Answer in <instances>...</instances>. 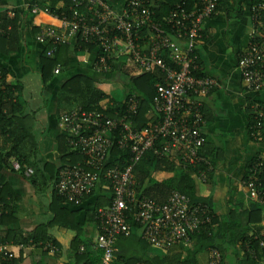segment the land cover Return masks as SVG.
I'll return each mask as SVG.
<instances>
[{
	"label": "built area",
	"instance_id": "2783aa9c",
	"mask_svg": "<svg viewBox=\"0 0 264 264\" xmlns=\"http://www.w3.org/2000/svg\"><path fill=\"white\" fill-rule=\"evenodd\" d=\"M244 1L250 6L254 34L246 51L239 56L237 67L245 90L257 93L264 90V0ZM220 2L202 0V8L192 11L177 5L166 18L167 26L176 31L172 36L154 21L156 0H126L122 11L107 0H73L71 16L63 18L58 27L45 26L35 35L37 42L49 46L48 57L76 38L96 46L98 55L93 70L100 75L110 74L117 57H130L143 73L157 68L164 75L163 82L156 84L154 111L158 118L146 128L135 125L141 106V99L135 94L128 96L124 106L112 105L114 118L106 111H87L81 106L60 116L68 146L82 161L59 170L55 191L70 204H81L99 188L109 192L110 205L97 210L96 226L91 234V242L102 252L100 264H114L117 244L132 235L133 225L138 226L141 240L167 253L176 247H190L192 237L200 234L203 226L214 218L209 205L194 204L179 191H173L164 202L140 194L134 168L152 152L161 158H175L180 168L196 172L194 177L202 182H207L214 171L212 159L204 151L203 100L220 84L210 76L196 74L202 72L198 45L203 38L204 23L218 13ZM47 7L42 9L31 2L28 5L33 17L44 12L59 20ZM146 28L149 47L144 50L141 41ZM6 33L0 21V36ZM167 55L176 67L167 63ZM60 71L58 66L55 73ZM251 114L255 124L249 130L253 141L260 143L264 103L254 102ZM115 145L130 151L131 165L124 167L118 161L109 164ZM11 165L14 171H22L17 160H11ZM33 174L31 167L25 168V177ZM263 175L264 154H258L241 182L248 197L258 203L264 202ZM252 237L259 242V252L248 243L245 248L240 245V254L264 264V238L258 234ZM41 248L51 255L59 253V248L52 243L41 244ZM84 251L80 247V253ZM208 256V264H223L219 250L211 249ZM13 257L8 246L0 245V264L12 261Z\"/></svg>",
	"mask_w": 264,
	"mask_h": 264
},
{
	"label": "crops",
	"instance_id": "0c3cea01",
	"mask_svg": "<svg viewBox=\"0 0 264 264\" xmlns=\"http://www.w3.org/2000/svg\"><path fill=\"white\" fill-rule=\"evenodd\" d=\"M107 1L116 10L122 11L126 0ZM29 3L30 0H0V12H6L8 16L15 11L23 13L20 47L8 55L0 53V69L8 71L9 84L22 87L14 97L22 105L23 114L33 119L34 141L30 143L28 152L35 151V158L32 161L39 167L27 166L37 173L33 182L22 172L1 168L0 162V173L4 174L6 182L15 195L8 200L9 210H12L16 219L12 228L23 235H34L40 227L46 226L54 218L50 209L54 194L53 183L48 178L44 164L48 162L58 167L61 165L62 155L59 153L58 140L63 135V130L59 121L60 116L81 106L78 104L80 101H74L75 98L63 95L64 86L76 77L91 79L96 87L112 97L113 102L109 105L103 104V108L107 110L106 107H112L113 104H117L116 102L125 100L124 85L128 78L143 74L130 57L114 59V65L108 75L96 73L93 70V63L98 55V48L82 47L81 40L76 38L59 49L61 71L55 73L54 70L52 79L44 84L41 58L48 45L36 41L34 33L36 21L28 11ZM64 5L63 0L56 1L58 8ZM45 26L50 25H43L42 28ZM204 30L205 38L198 45L201 70L205 75L216 79L220 87L203 100L206 120L204 151L211 157L214 171L209 174L207 182L196 178L197 194L200 198L211 201L212 209L217 216L228 218L230 213L238 209V205L243 214L252 212V205L256 201L248 197L241 182L246 177L256 155L264 154V142L256 143L250 136L247 112L250 102H264V90L257 93L247 92L242 83V74L237 67L239 56L246 51L254 34L249 4L244 0H223L218 13L204 23ZM142 47L147 50L149 41L145 40ZM112 82L118 84L120 91L108 90ZM146 118L150 122L156 120L157 113L154 108ZM116 161L117 158L111 154L108 159L109 164L113 165L112 163ZM174 175V172H156L152 178L157 182H164ZM108 193L107 190L99 188L93 197L84 200L81 204L63 202L60 205L70 212H78L76 222L83 228L80 247L85 248L84 252L87 249L86 244L90 245L88 252L91 250L97 252L95 245L90 242L92 231L96 226L90 212L95 208L98 198L101 195L109 197ZM256 203L259 212L254 214L259 217L258 213H260L261 220L256 223L257 225H250L251 233L257 232L264 237V203ZM242 220L248 225V216L243 217ZM215 229H218V225H215ZM48 232L52 240L57 242L58 254L51 255L44 252L41 248L42 242L25 246L24 249L20 247L21 245L10 244L6 246L13 252L11 264H78L79 254L72 246L76 232L61 227L50 228ZM137 235L140 237L139 230ZM182 252L181 247L170 251L171 254ZM168 253L153 248L149 251L151 257L165 256ZM198 261L199 264H208V253H201Z\"/></svg>",
	"mask_w": 264,
	"mask_h": 264
},
{
	"label": "trees",
	"instance_id": "16d2710c",
	"mask_svg": "<svg viewBox=\"0 0 264 264\" xmlns=\"http://www.w3.org/2000/svg\"><path fill=\"white\" fill-rule=\"evenodd\" d=\"M56 1L57 0H30L32 5L39 4L42 9L48 6L47 8L50 9L51 14L58 16L59 19L53 20L44 12L34 16L33 18L36 21V27L34 28L35 35L39 33L43 25L58 27L63 18L71 16L73 0H63L65 5L61 8L56 6ZM222 1L223 0H221V2ZM156 3L158 7L154 10V21L161 24L164 31L172 36H175L176 31L171 30V27L167 26L166 18L177 5H184L188 11H192L195 8L201 9L203 6L202 0H156ZM28 11L30 13V10ZM22 18L23 13L17 11L14 12V16L12 17L8 16L6 12H0L1 27L7 30L4 36H0L1 54L8 55L11 51H17L19 49ZM202 35L203 38L200 40V43L205 38V30H202ZM142 37L143 40L141 44L143 45L145 40L149 41L147 28L143 30ZM80 45H82V47H88L89 49L92 48L90 46H93L87 45L81 41ZM61 47L62 46L57 48L53 57H48L46 55L49 48L48 46L41 58L43 65L42 80L44 84H47L52 79L53 71L61 64L58 54ZM166 61L170 66L176 67L169 59L168 55L166 56ZM113 65L114 62H112V66ZM8 75L7 70L0 69V162L2 164L1 168H6V170H8L13 169L11 160H17L21 165V172L24 175L25 168L28 165L32 168H39L38 165L32 161V159L35 158V151L28 152L30 143L34 141L32 135L34 125L32 117L23 114L22 105L14 97L16 93L22 90V87L9 84L7 82ZM196 76L201 77L206 75L200 71ZM163 78V73L155 68L148 73H143L133 78L129 77L124 85L126 94L125 100L128 96L134 94L141 99L139 114L135 119V125L140 129L146 128L151 124L146 116L154 108V100L157 97L156 84L162 83ZM62 92L63 95L68 98L73 97L75 98L74 101H80L78 104H81L87 111H106L111 117H115L112 107H106L107 110L103 108L104 103L109 105L113 102L112 97L103 92L99 87H96L91 79L76 77L64 86ZM125 100L116 103L124 106L123 103ZM254 102L259 101L250 102L247 109L250 122L249 128L255 124V119L251 114ZM251 133L252 131H250V136L253 139ZM262 139L263 141L261 142H264V130ZM58 142L59 153L62 155L61 165L58 167L48 162L44 164V168L48 172V178L53 183L54 194L50 209L54 218L46 226L40 227L34 235H23L19 231L13 230L12 226L15 225L16 219L13 217L12 210H9L8 200L15 197V195L6 182L4 174L0 173V245L14 244L32 246L42 242L41 244L52 243L56 246L57 242L52 240L48 230L54 227H61L76 232V237L72 242V246L78 251V264H100L102 259V252L100 250L97 249V252H93L92 250L88 252L87 250H89L90 245L86 244V252L80 253V244L82 243L80 237L83 234V228L76 222L78 212H70L60 207L65 201L54 189L58 172L62 167L78 164L82 161V158L70 149L65 133L59 137ZM111 154L117 158L120 165L124 167L131 165L132 156L129 150H121L115 145ZM177 166H179V162L175 158H161L155 156L152 152H148L142 161L134 168L137 191L159 202L166 201L172 191H179L187 195L194 204L204 203L209 205L213 212V220L211 223L203 226L200 234L192 237V245L190 247H181L184 253L171 254L169 252L165 256L155 257L149 255L151 247L141 240L137 235L138 226L133 225L132 235L129 238L119 240L117 244L118 252L116 253L114 264H199V255L203 252L208 253L211 249L220 251L223 257V264H258L249 256L240 254V245L245 248L248 243L259 252V242L253 239L252 234H261L257 232L251 233L252 226H250L251 224L257 225L256 223L261 220L260 213H258L259 217L254 214V212H259L258 204L255 202L256 205H252V212L245 214L240 212L241 207L238 205V209L230 213L228 218H221L214 213L210 200L198 196L196 178H194V173L196 172L185 171L182 168H177ZM156 172H174L175 175L167 181L157 182L152 178V175ZM36 177L37 173L34 171L33 176L28 179L34 182ZM262 177L264 180V175ZM95 194L96 192L88 198L93 197ZM108 205H110L109 197L101 195L95 204V208L90 212L92 219L95 220V215L99 208H105ZM245 216L249 217L247 222L248 225L243 223L242 219ZM215 225H218V229H215ZM3 264H11V262H5Z\"/></svg>",
	"mask_w": 264,
	"mask_h": 264
},
{
	"label": "rangeland",
	"instance_id": "374dc122",
	"mask_svg": "<svg viewBox=\"0 0 264 264\" xmlns=\"http://www.w3.org/2000/svg\"><path fill=\"white\" fill-rule=\"evenodd\" d=\"M120 88H119V86H118V84L117 83H110L109 84V86H108V90H115V91H117V90H119ZM120 91V90H119ZM114 92V91H113ZM155 252H157V251H155Z\"/></svg>",
	"mask_w": 264,
	"mask_h": 264
}]
</instances>
